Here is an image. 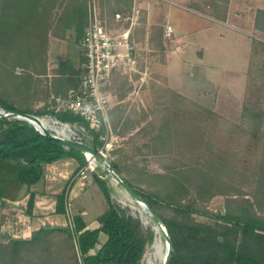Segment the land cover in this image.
Returning a JSON list of instances; mask_svg holds the SVG:
<instances>
[{
    "label": "rangeland",
    "instance_id": "1",
    "mask_svg": "<svg viewBox=\"0 0 264 264\" xmlns=\"http://www.w3.org/2000/svg\"><path fill=\"white\" fill-rule=\"evenodd\" d=\"M14 1L7 5V12H4L2 6L5 3L0 0V42L3 37L12 38L5 44L0 43V55H3V59L0 57V108L11 104L21 110L47 112L56 104L54 90L59 87L58 80L68 76L74 80L78 78L77 28L75 22L69 28L65 25L71 7L78 0H63V5L53 11L45 62L16 58L17 49H25L27 45L23 36L28 34L30 37L32 32L29 29L26 34L22 23L26 13L18 11ZM201 1L196 5L203 9L205 0ZM86 2L88 8L91 0ZM96 3L100 12L107 15L115 9L126 12L131 4L128 0H96ZM188 5L196 7L195 4ZM139 6L138 21L132 33L137 68L130 73L117 74L113 80L107 115L109 128L104 129V145L99 149L103 150L108 161L116 162L124 177L137 187L165 194L186 186L190 193L197 196L196 187L200 183L204 190L202 196L209 191L215 193L207 200L198 199L199 204L211 213H224L227 201L235 199L234 203L248 200L253 210L264 214V121H253L251 118L252 113L264 110V74H261L264 55L256 53L252 57V80L241 101L229 104L223 100H215V103L205 101L200 87L196 88L199 98L186 97L170 87L167 78V62L164 61L172 38L163 37V27L168 23L165 12L163 14L155 0H142ZM4 14L8 15L11 27L3 26ZM188 16L187 20L173 14L171 22L184 29L204 22L202 17L192 12ZM50 39L52 53L49 56ZM36 46L30 44L32 49ZM5 49L10 51L5 53ZM50 62L55 67L50 68ZM190 68L188 74L179 73L176 79L188 85H197L200 83L197 79L201 78V68ZM205 108L211 113L205 115ZM41 119L48 124L47 115ZM74 131L88 140V133L76 127ZM96 164L92 160L91 166ZM77 168L70 172L69 179L72 176L78 179ZM106 170L102 165L100 172ZM158 173L162 175L158 176ZM105 176L113 188L114 200L128 206L144 225H150L155 230L154 241L147 246L141 264H163L166 253L164 236L156 232L155 223L142 205L108 171ZM80 179L86 182L84 186L88 181L95 182L90 170L86 178ZM158 211L179 222L217 224L210 215L194 213L187 217L166 206ZM63 238L62 232L54 231L47 247L33 246L25 250L17 258V264H69ZM9 240L0 239V242L7 243ZM14 262L9 253L0 251V264Z\"/></svg>",
    "mask_w": 264,
    "mask_h": 264
},
{
    "label": "trees",
    "instance_id": "2",
    "mask_svg": "<svg viewBox=\"0 0 264 264\" xmlns=\"http://www.w3.org/2000/svg\"><path fill=\"white\" fill-rule=\"evenodd\" d=\"M13 2L15 1L3 0L4 12H7V5ZM63 3V0H16L18 11L23 10V13H26L22 17L23 28L26 34L29 29L32 32L30 37L28 34L23 36V41L27 45L25 49H17V59L26 61L40 59L45 62L51 16ZM258 14L257 21L260 14L264 16V11L260 10ZM7 16V14L3 15V26L11 27L12 24ZM72 22L76 24L77 36L80 40L88 22L86 0H78L71 7L66 27L69 28ZM63 37L64 35L61 36ZM10 40L11 37H3L0 43L5 44ZM30 44L37 46L32 49ZM6 51L10 50H3L5 53ZM256 53L264 55V41L258 38L253 39L252 57ZM0 57L3 59L2 54ZM263 71L261 70V74H264ZM252 73V62H250L247 87L252 80ZM58 83L59 87L55 88L54 93L61 97H65L70 88L77 86L76 79L69 76L63 80L59 79ZM4 109L29 112L39 117L51 113L64 121L76 122L86 127L85 133H88L89 138L83 140L84 143L97 149L103 146L98 141V136L104 133V128L94 132L79 116L64 111L21 110L11 104L4 105ZM245 112H247L246 108ZM209 113L210 110L205 108V115ZM251 118L253 121H264V110L252 113ZM67 157L74 158L78 162L77 172L83 167L91 171L94 181L105 197L107 209L97 218L100 227L87 228L86 222L80 215L71 214L68 210L67 194L75 180L72 176L62 192L56 196L55 207V212L66 215L68 225L54 228L41 227L34 230L29 238L10 239L7 243L0 242V251L9 253L10 259L17 264V258L25 250L33 246L47 247L53 232L58 230L64 234L63 241L67 245L69 264H141L147 246L154 241L155 230L150 225H144L140 217L134 215L128 206H122L114 200L113 188L105 176L107 170L100 172L101 164L90 166L84 153L44 135L34 124L25 119L0 117V198L15 200L20 197L24 189L28 190L27 213L32 214L35 195L29 191V188L41 180L45 164ZM109 163L114 171L154 208L164 222L172 243L169 264H264V214L253 210V205L248 200L234 203L236 200L232 199L231 202L227 201L224 213H211L199 204L198 199L207 200L215 193L209 191L206 196H202L204 190L200 183L196 187L197 196L190 193L186 186L182 190L176 188L161 194L159 191L137 187L124 177L116 162L109 161ZM162 206L173 207L187 217L194 213L210 215L217 224L213 226L200 222L192 224L179 222L174 217L163 216L158 211ZM100 231L108 238L96 253L90 254V249L98 242Z\"/></svg>",
    "mask_w": 264,
    "mask_h": 264
},
{
    "label": "crops",
    "instance_id": "3",
    "mask_svg": "<svg viewBox=\"0 0 264 264\" xmlns=\"http://www.w3.org/2000/svg\"><path fill=\"white\" fill-rule=\"evenodd\" d=\"M155 1L163 14L165 12L167 22L173 26V37L164 61L167 62L165 67L170 87L192 99L199 98L196 88L200 87L205 101L215 103V100H223L227 104L241 101L247 90L253 39L264 41L263 14L257 21L258 12L264 11V0H205L203 9L196 5L201 0ZM191 12L202 17L204 22L186 29L171 22L173 14L188 20ZM51 53L50 39L49 56ZM79 64L80 57L76 66ZM49 65L50 68L55 67L51 62ZM192 66L201 68V78H194L200 83L188 85L176 79L179 73L188 74ZM76 81L78 84V78ZM75 167H78V162L69 157L43 166V177L29 188L35 195L32 214L27 213L28 190H23L15 200L0 198V239H26L41 227L67 226L66 215L55 212L56 196L62 192ZM85 183L83 179L74 180L67 194V208L71 214L80 215L87 228L96 229L100 227L97 218L107 209V203L96 182L88 181L87 186ZM107 238L100 231L98 242L89 253H96Z\"/></svg>",
    "mask_w": 264,
    "mask_h": 264
},
{
    "label": "built area",
    "instance_id": "4",
    "mask_svg": "<svg viewBox=\"0 0 264 264\" xmlns=\"http://www.w3.org/2000/svg\"><path fill=\"white\" fill-rule=\"evenodd\" d=\"M141 1L131 0L126 12L115 9L107 15L100 12L96 0H89L88 22L78 44V84L70 88L65 97L56 96L52 110L81 117L94 132L109 128L107 115L111 106L113 80L117 74L130 73L137 68L132 33L138 21ZM163 37H173V26L170 23L164 25ZM46 115L48 124L42 121L51 133L83 142L84 137L77 135L74 127L85 133L84 125L64 121L51 113ZM104 139L105 135L100 133L98 141L104 145ZM99 151L103 153L102 149ZM89 165H92V161ZM87 172V167L81 168L77 178H86Z\"/></svg>",
    "mask_w": 264,
    "mask_h": 264
},
{
    "label": "water",
    "instance_id": "5",
    "mask_svg": "<svg viewBox=\"0 0 264 264\" xmlns=\"http://www.w3.org/2000/svg\"><path fill=\"white\" fill-rule=\"evenodd\" d=\"M2 116L25 119L31 122L32 124H34L36 127H38L44 135L58 141L59 143H61L66 147L74 148L84 153L87 156L88 164L92 160H94L98 164L105 166L109 174L112 176V178L133 199H135L138 203L142 205V207L146 210V212L150 216L151 220L155 223L156 227L160 229L162 235L166 240V253L163 264H169L171 251H172V243L164 222L162 221L158 213L154 210V208L134 188H132L125 180H123L118 173L114 171L111 164L106 159L105 155L101 151H99V149L79 140H75L69 137L54 135L45 127L42 119L35 114L29 112L6 111L4 108H0V117ZM89 157L91 158V160Z\"/></svg>",
    "mask_w": 264,
    "mask_h": 264
},
{
    "label": "bare ground",
    "instance_id": "6",
    "mask_svg": "<svg viewBox=\"0 0 264 264\" xmlns=\"http://www.w3.org/2000/svg\"><path fill=\"white\" fill-rule=\"evenodd\" d=\"M46 121V120H45ZM156 232L159 233L161 232L159 228H156ZM160 240V239H159ZM159 243V242H158ZM155 245V244H154ZM159 245V244H158ZM159 248V247H158ZM150 262V261H149Z\"/></svg>",
    "mask_w": 264,
    "mask_h": 264
}]
</instances>
